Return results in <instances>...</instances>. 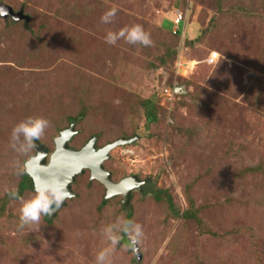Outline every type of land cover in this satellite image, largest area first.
<instances>
[{"label": "rangeland", "instance_id": "1", "mask_svg": "<svg viewBox=\"0 0 264 264\" xmlns=\"http://www.w3.org/2000/svg\"><path fill=\"white\" fill-rule=\"evenodd\" d=\"M6 6L30 23L0 18V200L18 191L16 163L36 155L13 151V127L47 119L39 141L51 155L78 118L72 149L93 137L99 146L138 138L112 151L107 171L115 181L151 179L182 213L192 201L203 226L169 216L152 194L136 192L128 207L105 200L86 171L51 224L42 217L38 228L20 229V201L9 203L0 264H95L109 246L102 229L129 210L144 236L139 244L122 236L111 264H264V0H0V12ZM112 7L114 20L102 23ZM176 12L186 30L179 39L162 27ZM133 24L151 46L105 42ZM211 53L220 55L214 65L204 62ZM150 99L159 120L145 130Z\"/></svg>", "mask_w": 264, "mask_h": 264}, {"label": "clouds", "instance_id": "2", "mask_svg": "<svg viewBox=\"0 0 264 264\" xmlns=\"http://www.w3.org/2000/svg\"><path fill=\"white\" fill-rule=\"evenodd\" d=\"M117 10L116 7L108 9L101 16V22L110 24L114 20ZM119 40H124L132 45L139 44L144 47H149L153 43L150 33L146 32L140 24L125 26L118 31H108L105 36V42L109 45H115ZM49 124L50 122L43 117H28L16 124L11 132V148L13 151L21 155L30 153L36 147L35 141L44 135ZM31 159L29 157L23 164L16 163L17 174H26L28 172L27 166ZM6 192H8L10 197L20 201V229L33 225L38 228L43 216L52 215L54 211L53 205L58 209L64 201L72 198V194L67 191L66 185L56 186L51 183L34 184V194L28 199L20 196L14 188L10 190L6 189ZM102 235L108 241L109 246L101 249L97 253L95 264H111L110 257L114 253L122 236L126 235L131 242L139 244L144 236V232L141 224L133 220L118 217L115 222L108 224L102 229Z\"/></svg>", "mask_w": 264, "mask_h": 264}, {"label": "water", "instance_id": "3", "mask_svg": "<svg viewBox=\"0 0 264 264\" xmlns=\"http://www.w3.org/2000/svg\"><path fill=\"white\" fill-rule=\"evenodd\" d=\"M0 12V18L5 21L11 19L14 23L25 21L26 24L30 23V18L23 10L15 12L12 8L3 7ZM179 93L178 90H176ZM183 93V92H182ZM181 94V93H180ZM77 134L74 124L70 128L60 133L59 137L55 139V151L49 154L48 149L40 143L39 140L35 141L36 155L28 163V172L26 173L34 184H54L56 186H67V191L72 194L71 200L75 198L72 185L76 182L77 178L84 175L86 171L91 173L92 181H97L106 190L105 200H111L116 197L122 196L123 206L128 207L132 201L133 191L141 189L145 182L137 176H131L115 183L112 179V173L106 171L105 162L110 160L112 151L119 147L131 145L136 142L135 139H120L104 148L97 150V138H93L80 150H75L70 147L74 136ZM64 201L60 208L56 209L53 205V213L48 216L49 220H54L59 211L67 205ZM134 252L136 259L141 262V254L139 248L135 245Z\"/></svg>", "mask_w": 264, "mask_h": 264}, {"label": "trees", "instance_id": "4", "mask_svg": "<svg viewBox=\"0 0 264 264\" xmlns=\"http://www.w3.org/2000/svg\"><path fill=\"white\" fill-rule=\"evenodd\" d=\"M8 7H10V6H8ZM10 8H12V7H10ZM10 22H12V24L15 25V23H13V21L11 19H10ZM22 23L26 24L25 21H22ZM171 23L172 22L165 21L163 23L162 27L165 30H167L170 26H173V24H171ZM169 32L171 34L173 33V27H172L171 31H169ZM183 32L185 34L186 30H185V28H183V24H182L181 30L179 31V33L177 35H174V36H176V38L179 39L181 36H183ZM186 44L189 46L193 45L192 42H187ZM176 55L177 54L174 51V52H171V54H169L168 57L174 56V60H175L177 57ZM165 56H167V55H165ZM142 106L145 110V116H146V118H145L146 119L145 130H148L151 124H155L159 120L156 101H154L153 99L146 100L142 103ZM84 115H85V111L82 112V116H84ZM77 121H79L78 118H70V122L72 124L76 123ZM27 192H34V186H33V182L30 179V177L27 174H23L19 188H18V193L20 196L23 197V195ZM146 194H152L158 202L165 201L167 203V206H168L169 216L173 217L174 219L182 218L184 221L193 220L196 223H198L199 225L203 226V221L199 218L200 210L195 207V205L192 201H190V207L184 213H182L178 208H176V206L174 204L173 197L171 196V194L168 191L154 190L153 186H149L146 189L145 195ZM12 200H17V199L10 197L9 194H7L5 197H3L0 200V219L5 216L8 205ZM106 204H108V202L104 200L102 205H106ZM43 217L47 223H50V224L52 223L51 220H49L48 216H43ZM132 218H133V213L129 210L128 214L126 215V219L132 220ZM123 238L126 240L127 236L124 235Z\"/></svg>", "mask_w": 264, "mask_h": 264}, {"label": "built area", "instance_id": "5", "mask_svg": "<svg viewBox=\"0 0 264 264\" xmlns=\"http://www.w3.org/2000/svg\"><path fill=\"white\" fill-rule=\"evenodd\" d=\"M171 22L173 24V34L177 35L181 30V25L184 23L183 14L180 12H176ZM183 36H184V32H183ZM219 57L220 55L218 53H212L209 55L208 59L205 60L204 62L207 64H215L219 60Z\"/></svg>", "mask_w": 264, "mask_h": 264}, {"label": "flooded vegetation", "instance_id": "6", "mask_svg": "<svg viewBox=\"0 0 264 264\" xmlns=\"http://www.w3.org/2000/svg\"><path fill=\"white\" fill-rule=\"evenodd\" d=\"M95 138V137H94ZM93 139V138H92ZM91 139V140H92ZM97 142H98V140H97ZM113 143V142H112ZM109 144H111V143H109ZM108 145V144H107ZM107 145H105V146H107ZM96 146H97V150H99V149H101V148H104L105 146H99L98 145V143L96 144ZM109 161V160H108ZM108 161H106L105 162V164H104V166H105V169H106V171L108 170V168L106 167V164H107V162ZM88 173H89V175H90V179H91V173L89 172V171H87ZM108 172H110V171H108ZM111 173V172H110ZM83 176V175H82ZM133 176H137L140 180H141V182H145V184L144 185H142V187H141V189H136V190H134L133 191V194H135L136 192H139L140 194H145L146 193V189H147V187H149V186H153L152 185V183H151V179H147V180H143L140 176H138V175H133ZM129 177H131V176H129ZM79 178V177H78ZM77 178V179H78ZM128 178V177H127ZM112 179H113V181L115 182V183H119L120 182V180L119 181H115V179L113 178V176H112ZM125 179V178H124ZM93 182H97V181H92V182H90V183H93ZM100 184V183H99ZM104 190H105V188H104ZM105 195H106V190H105ZM116 198H120V200H121V202H122V200H123V198H122V196H119V197H116ZM115 198V199H116ZM132 199H133V195H132ZM129 242V244L131 243L130 241H128ZM131 246H133L132 244H130Z\"/></svg>", "mask_w": 264, "mask_h": 264}]
</instances>
